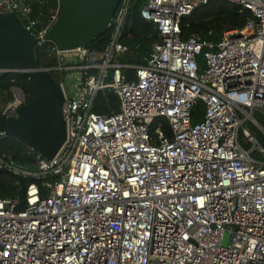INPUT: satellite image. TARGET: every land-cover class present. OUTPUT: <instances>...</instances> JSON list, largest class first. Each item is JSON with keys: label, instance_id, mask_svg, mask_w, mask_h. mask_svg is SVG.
Wrapping results in <instances>:
<instances>
[{"label": "built area", "instance_id": "built-area-1", "mask_svg": "<svg viewBox=\"0 0 264 264\" xmlns=\"http://www.w3.org/2000/svg\"><path fill=\"white\" fill-rule=\"evenodd\" d=\"M56 1L42 28L32 8L20 13L21 1L0 5L57 57L48 70L59 74L67 124L63 147L52 160L39 155L38 172L0 158V169L58 178L0 199V264H264V0H145L142 19L160 41L144 65L121 60L135 0L121 1L101 53L61 52L47 39ZM222 1L253 14L243 30L219 43L183 37L185 19ZM105 90L120 100L110 115L94 111ZM10 92L0 116L15 119L26 95ZM200 103L204 118L194 123ZM158 118L171 136L152 132Z\"/></svg>", "mask_w": 264, "mask_h": 264}, {"label": "trees", "instance_id": "trees-1", "mask_svg": "<svg viewBox=\"0 0 264 264\" xmlns=\"http://www.w3.org/2000/svg\"><path fill=\"white\" fill-rule=\"evenodd\" d=\"M32 8V18L39 22L38 27L42 28L48 24V21L57 7L56 0H16ZM145 0H135L130 9L121 42L128 46L129 53L121 60L130 65H144L155 44L159 39V32L152 25L147 24L141 16L142 6ZM253 18L249 11H243L242 8L230 2H212L204 9L196 12L193 16L185 19L182 24L183 37H198L203 41L219 43L225 33L230 31L243 30L248 21ZM114 33L113 28H108L97 40H95L89 49L101 53L105 51ZM53 44V43H52ZM50 44V45H52ZM44 47H37L36 55L40 65L44 68H51L58 64L56 56H50L45 52ZM125 74L129 79H133L134 72L131 69H125ZM17 88L26 95V102L31 103L35 98V83L30 74L25 73H5L0 75V103H7L13 100L11 90ZM120 108L119 97L111 90L101 92L95 101L94 111L101 115H110ZM203 104H198L193 110V122L198 123L203 120ZM260 116V115H259ZM261 121L264 123L263 119ZM160 129L167 135L172 134L171 127L166 118H158L152 128V132ZM260 137V135H259ZM261 143L264 145V138L261 136ZM39 155L31 148L25 146L18 139L6 136L0 137V158L13 161L21 170L28 172L39 171ZM55 176L36 177V175L24 176L16 174L8 169H0V199L5 198H24L25 191L31 184H37L45 189L49 182L56 181Z\"/></svg>", "mask_w": 264, "mask_h": 264}, {"label": "water", "instance_id": "water-1", "mask_svg": "<svg viewBox=\"0 0 264 264\" xmlns=\"http://www.w3.org/2000/svg\"><path fill=\"white\" fill-rule=\"evenodd\" d=\"M121 1L61 0V15L47 39L61 52L88 48L108 30ZM19 11L26 15L24 2ZM39 42L25 28L18 13L4 15L0 11V67L9 73L30 74L35 83V98L19 108L18 118L0 116V137H14L41 157L52 160L67 138L64 93L53 73L37 59Z\"/></svg>", "mask_w": 264, "mask_h": 264}, {"label": "rangeland", "instance_id": "rangeland-1", "mask_svg": "<svg viewBox=\"0 0 264 264\" xmlns=\"http://www.w3.org/2000/svg\"><path fill=\"white\" fill-rule=\"evenodd\" d=\"M0 11L5 15V13L2 11L1 8H0ZM69 56H71V54L65 55V58H68ZM68 60L70 61V59H68ZM53 76L55 77L56 80H59V74L53 73ZM70 76H73V74L70 73ZM64 82H65V84L67 86L68 92L72 93V89L76 86V82L74 80H71V79H66ZM14 94H16V93H14ZM2 105H4V104L2 103Z\"/></svg>", "mask_w": 264, "mask_h": 264}, {"label": "crops", "instance_id": "crops-1", "mask_svg": "<svg viewBox=\"0 0 264 264\" xmlns=\"http://www.w3.org/2000/svg\"><path fill=\"white\" fill-rule=\"evenodd\" d=\"M0 104H2V103H0Z\"/></svg>", "mask_w": 264, "mask_h": 264}]
</instances>
